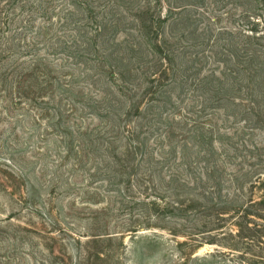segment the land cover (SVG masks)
<instances>
[{"label":"rangeland","instance_id":"1","mask_svg":"<svg viewBox=\"0 0 264 264\" xmlns=\"http://www.w3.org/2000/svg\"><path fill=\"white\" fill-rule=\"evenodd\" d=\"M49 1L0 0V264H264V221L250 216L238 227L241 215L231 212L216 224L207 201L173 185L180 154L147 173L137 153L132 162L142 166L140 173L129 183L122 178V185L109 184L108 157L124 155L122 141L113 139L118 121L100 102L114 88L104 66L112 63L102 64L93 49L82 58L83 47L74 45L76 28L62 29L63 16L46 13ZM128 23L122 31L136 33L135 21ZM154 143L146 153L157 160ZM243 162L228 161L225 170V180L231 173L240 178L226 183L228 208L245 210L264 198L242 179L249 173ZM193 168L179 177L197 181L205 167ZM146 188L149 201L162 204L161 216L145 204ZM175 202L185 207L174 211ZM252 214L264 219V207ZM132 231L161 237V251H144Z\"/></svg>","mask_w":264,"mask_h":264},{"label":"trees","instance_id":"2","mask_svg":"<svg viewBox=\"0 0 264 264\" xmlns=\"http://www.w3.org/2000/svg\"><path fill=\"white\" fill-rule=\"evenodd\" d=\"M208 1L50 0L46 13L62 15V29L76 28L74 45L83 47L82 58L93 49L102 64L112 63L104 66L112 72L115 89L103 93L100 102L118 121L113 139L122 141L124 155L109 153V184L119 186L122 178L128 183L133 179L142 167L133 165L137 153L142 154L147 173L152 166L168 165L178 153L182 167L180 172L173 170L177 176L171 179L176 189L190 190L207 201L216 224L226 222L231 212L241 215V227L249 224L250 216L264 221L252 214L254 208L264 207V198L258 203L251 200L243 210L228 208L230 197L225 202L223 196L226 183L240 180L233 173L225 180L228 161L237 159L249 168L242 179L251 189L264 192V0ZM133 13L136 16L130 20ZM133 20L136 33L134 29L122 31L125 22ZM120 33L126 35L122 43L116 40ZM131 119L135 121L128 126ZM177 135H181V147ZM152 141L160 151L157 160L146 153ZM191 151L196 152L190 161ZM194 166L205 167L197 181L179 177L183 169L188 173ZM181 182L186 186H180ZM141 195L152 206V215H160L162 204L149 201L147 188ZM130 201L138 199L130 197ZM175 203L174 211L185 207ZM149 227L154 228L139 226ZM138 232L132 231L144 251H161V237L137 236Z\"/></svg>","mask_w":264,"mask_h":264}]
</instances>
